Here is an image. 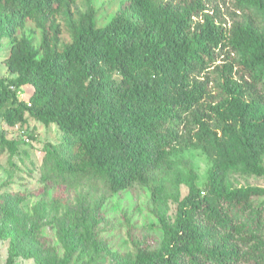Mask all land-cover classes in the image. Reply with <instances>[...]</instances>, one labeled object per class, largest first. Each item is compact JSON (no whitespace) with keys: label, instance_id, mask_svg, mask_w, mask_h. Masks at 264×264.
<instances>
[{"label":"trees","instance_id":"obj_1","mask_svg":"<svg viewBox=\"0 0 264 264\" xmlns=\"http://www.w3.org/2000/svg\"><path fill=\"white\" fill-rule=\"evenodd\" d=\"M74 2L0 0V32L10 40L3 62L12 75L0 77V122L54 123L68 137L66 145L45 147L58 175L99 180L111 193L149 190L162 237L133 240L132 264L257 257L264 185L234 186L229 175L264 179V0H235L228 22L204 0H128L102 26L87 0L69 23L70 42L58 47L57 17ZM27 20L41 29L39 48L17 36ZM24 86L31 88L25 99ZM17 148L0 131V149ZM189 148L210 162L203 187L175 159ZM167 201L175 204L173 218L161 210ZM60 204L42 196L37 208L58 211ZM16 255L11 247L2 264Z\"/></svg>","mask_w":264,"mask_h":264},{"label":"rangeland","instance_id":"obj_2","mask_svg":"<svg viewBox=\"0 0 264 264\" xmlns=\"http://www.w3.org/2000/svg\"><path fill=\"white\" fill-rule=\"evenodd\" d=\"M127 1L90 0L96 25H105ZM204 1L219 19L230 21L235 0ZM86 7L87 0H75L69 13L58 15V47L70 42L69 23ZM17 36L24 37L33 48H39L41 29L34 21L27 20ZM9 48V37L1 31L0 77L12 76L3 62ZM30 91V86H24L19 96L25 99ZM0 131L18 141L13 154L0 149V264L6 260L11 247L17 253L13 264H132L133 240L146 235L161 239L162 231L147 188L134 185L111 193L99 180L68 179L51 171L45 162V147L68 142V137L54 123L45 126L27 118L26 123L13 127L0 122ZM175 159L184 173L185 166L190 165L197 173L198 186H204L210 166L204 153L189 148ZM229 177L234 186L264 185V179L254 175L232 172ZM180 190L184 194L187 188L181 185ZM42 196L46 201L60 198L59 210L48 206L37 208ZM161 210L173 218L175 204L164 202ZM28 253L32 256L27 257ZM245 264H264V250L257 257L250 256Z\"/></svg>","mask_w":264,"mask_h":264},{"label":"built area","instance_id":"obj_3","mask_svg":"<svg viewBox=\"0 0 264 264\" xmlns=\"http://www.w3.org/2000/svg\"><path fill=\"white\" fill-rule=\"evenodd\" d=\"M28 104H30V103H28Z\"/></svg>","mask_w":264,"mask_h":264}]
</instances>
